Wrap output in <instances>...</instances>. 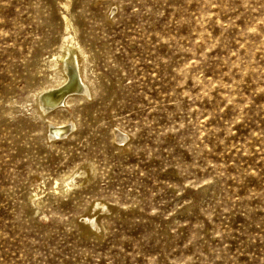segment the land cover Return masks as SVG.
<instances>
[{"label": "rangeland", "instance_id": "1", "mask_svg": "<svg viewBox=\"0 0 264 264\" xmlns=\"http://www.w3.org/2000/svg\"><path fill=\"white\" fill-rule=\"evenodd\" d=\"M0 264H264V0H0Z\"/></svg>", "mask_w": 264, "mask_h": 264}, {"label": "bare ground", "instance_id": "2", "mask_svg": "<svg viewBox=\"0 0 264 264\" xmlns=\"http://www.w3.org/2000/svg\"><path fill=\"white\" fill-rule=\"evenodd\" d=\"M61 59L64 63L62 64L61 62L59 70L56 72V77L54 78V81H52L55 83L43 88L39 92L38 99L40 98V100H38L37 103L39 104L38 106L41 107V111L39 113L40 116L42 113L45 114L46 117H54L53 120H48V131H54L56 134L60 132L59 130L61 128H65V126L71 123L75 125L76 120L74 118V115L71 111H69L67 107L70 105V107H72V109L74 110L79 104L72 103V99L75 98L80 101L82 99H85V97H87L89 94H91L93 97L92 88L90 84L87 83L86 75L84 73L85 71L80 65L78 56H76V59H73L68 57L67 55H63ZM72 87L73 89L69 90V88ZM51 93L53 94L49 95ZM60 94L64 95L58 103L57 100H59L58 96ZM60 97H62V95ZM64 111H67L69 113V116L64 117ZM71 130L72 128L70 129V131Z\"/></svg>", "mask_w": 264, "mask_h": 264}, {"label": "water", "instance_id": "3", "mask_svg": "<svg viewBox=\"0 0 264 264\" xmlns=\"http://www.w3.org/2000/svg\"><path fill=\"white\" fill-rule=\"evenodd\" d=\"M70 89H73V87H72V88H69V90H70ZM67 91H68V90H67ZM61 95H62V97H60ZM63 95H64V94H60V95L58 96V97H59V98H58L59 100H57V101H58V103H59V102H60V100L63 98ZM50 133H52V131H50Z\"/></svg>", "mask_w": 264, "mask_h": 264}]
</instances>
